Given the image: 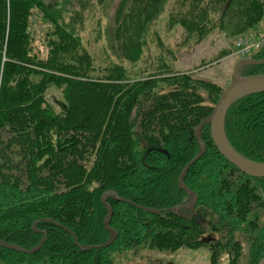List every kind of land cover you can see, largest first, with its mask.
<instances>
[{
	"label": "trees",
	"instance_id": "trees-1",
	"mask_svg": "<svg viewBox=\"0 0 264 264\" xmlns=\"http://www.w3.org/2000/svg\"><path fill=\"white\" fill-rule=\"evenodd\" d=\"M168 1L0 0V240L32 249L46 239L32 254L0 244V264H116L147 249L202 246L211 264L222 254L227 264L264 256V177L223 157L209 124L207 150L184 179L199 195L195 213L172 210L189 202L179 178L200 151L197 127L225 89L176 70L175 53L212 35L233 44L251 34L264 20V0H174L167 27H181L182 42L166 48L157 35L154 69L132 72L124 59L145 55ZM90 20L108 45L106 64L84 41ZM253 58L264 59V49ZM261 73L264 63L246 64L242 75ZM224 131L239 154L264 162V91L236 100ZM109 190L121 198L108 197L118 236L99 247L113 235L102 201Z\"/></svg>",
	"mask_w": 264,
	"mask_h": 264
},
{
	"label": "rangeland",
	"instance_id": "rangeland-1",
	"mask_svg": "<svg viewBox=\"0 0 264 264\" xmlns=\"http://www.w3.org/2000/svg\"><path fill=\"white\" fill-rule=\"evenodd\" d=\"M173 1H168L165 11L160 16L156 32L151 36L146 47V53L141 60L133 63L124 59V64L132 69V72L151 69L152 67L154 69L153 63L161 52V49L157 45V35H160L159 37L165 40L167 44L166 48L175 49L182 42L184 35L182 28L178 26L170 30L167 27L169 10ZM105 22L106 20L104 19L103 25ZM38 23L36 29H40L39 32L42 31L43 33L44 28L47 26L42 25L43 22L41 23L39 20ZM97 27L95 20H90L87 23L84 41L92 53L97 56L98 60L102 64H106L109 62L110 57L107 50L108 45L105 38L99 39L97 37ZM233 44L225 35L221 34L218 37L216 35L208 37L189 51L178 50L177 54L175 53L178 56L176 59L178 62V64L176 63V70H193L197 77L212 80L220 84L221 87L226 88L232 79L236 64L239 60L246 58L236 53ZM225 48L229 49L230 54L220 57V51ZM114 59L115 61L117 60L116 58ZM243 69L244 66L239 69L241 76ZM53 94L55 95V100L62 98L58 91L53 90ZM205 237L216 239L218 238V234L209 232ZM144 251V257L132 256L126 259L116 257V264H211V250L208 246H202L197 249L180 248L175 252H158L148 249ZM220 264H227L225 254L220 256Z\"/></svg>",
	"mask_w": 264,
	"mask_h": 264
},
{
	"label": "water",
	"instance_id": "water-1",
	"mask_svg": "<svg viewBox=\"0 0 264 264\" xmlns=\"http://www.w3.org/2000/svg\"><path fill=\"white\" fill-rule=\"evenodd\" d=\"M264 63V59L256 60L254 58H243L238 61L236 67L234 69V73L232 75V79L228 86L223 90L220 95V98L215 105L213 113L206 118L196 129V138L200 144V151L196 155V157L188 163L185 167L184 171L180 175L179 182L181 187H183L189 194L190 199L189 202L179 206L172 208L173 211L177 212L179 209L186 208L191 210V214L195 213L196 205L199 201V195L191 190L185 185V176L188 173L192 164L198 161L206 152L207 147L205 142L202 139V129L205 125L209 124L211 127V133L213 140L218 147L220 154L225 157L230 163H232L235 167H237L240 171L252 177H264V162L252 161L243 157L239 154L229 143L224 131V119L227 113L228 108L238 99L245 97L247 95L260 93L264 91V73L261 74H250V75H240L239 69L242 68L245 64H262ZM58 104L66 108V105L58 101ZM113 196L117 199H121L117 193L112 190L106 191L102 195V201L104 205L108 207V215L105 218V226L107 229L111 230L113 235L111 239L99 247H108L113 244L118 236V232L110 227V218L113 216V208L108 201V197ZM146 211L150 213H160L161 210L154 208H145ZM35 227V225H34ZM73 233L72 231H70ZM45 238L41 241V243L32 249H26L21 246H16L0 240V244L11 249L19 250L25 253H35L39 251L42 245L45 242ZM91 248V247H82V249ZM257 264H264V256L258 261Z\"/></svg>",
	"mask_w": 264,
	"mask_h": 264
},
{
	"label": "built area",
	"instance_id": "built-area-1",
	"mask_svg": "<svg viewBox=\"0 0 264 264\" xmlns=\"http://www.w3.org/2000/svg\"><path fill=\"white\" fill-rule=\"evenodd\" d=\"M236 53L243 57H252L264 49V25L251 35L243 36L234 42Z\"/></svg>",
	"mask_w": 264,
	"mask_h": 264
},
{
	"label": "bare ground",
	"instance_id": "bare-ground-1",
	"mask_svg": "<svg viewBox=\"0 0 264 264\" xmlns=\"http://www.w3.org/2000/svg\"><path fill=\"white\" fill-rule=\"evenodd\" d=\"M7 249V248H6ZM10 250V249H9Z\"/></svg>",
	"mask_w": 264,
	"mask_h": 264
}]
</instances>
